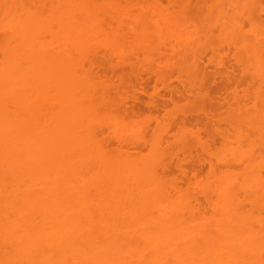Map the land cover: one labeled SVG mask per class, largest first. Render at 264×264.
Listing matches in <instances>:
<instances>
[{"label":"rangeland","instance_id":"1","mask_svg":"<svg viewBox=\"0 0 264 264\" xmlns=\"http://www.w3.org/2000/svg\"><path fill=\"white\" fill-rule=\"evenodd\" d=\"M25 4L39 26L88 32L70 53L82 81L45 107L63 132L54 190L86 193L72 200L96 220L150 225L130 236L136 264H264V113H253L256 96L264 107V0ZM226 175L258 176L259 188L230 178L241 208H206ZM143 184L153 195L139 202L130 195Z\"/></svg>","mask_w":264,"mask_h":264},{"label":"bare ground","instance_id":"2","mask_svg":"<svg viewBox=\"0 0 264 264\" xmlns=\"http://www.w3.org/2000/svg\"><path fill=\"white\" fill-rule=\"evenodd\" d=\"M27 1L0 0V241L5 250L0 264H136L141 257L130 243L131 238L137 231L143 237L144 233H150V225L144 226L140 221L115 222L109 218L107 222L96 220L85 209L84 202L72 200L76 196L86 198L85 192L54 190L52 186L48 165L53 159V148L57 146L58 150L61 145L63 132L57 125L61 116L48 114L51 111L48 105L51 100H63L82 81L73 70L70 53L85 50L82 44L87 41L88 32L84 26L72 27L66 21H61V27L55 31L39 26L32 18L33 12L25 6ZM48 35L50 38L46 39ZM170 49L176 51L177 47L170 45ZM256 97L253 113L258 111L260 117L264 107ZM53 125L58 127L55 133ZM228 176L220 179L225 178V182H219L223 186L217 189L215 203L211 200L206 208L222 211L241 208L232 202L230 187L224 186L230 178L240 179V189L244 192L257 185L259 188L258 176L257 179L254 175ZM135 192L130 196H136L139 202L153 195L146 184L138 186Z\"/></svg>","mask_w":264,"mask_h":264}]
</instances>
